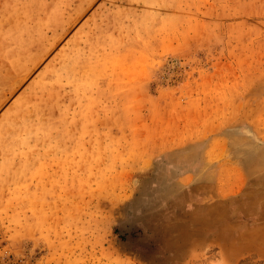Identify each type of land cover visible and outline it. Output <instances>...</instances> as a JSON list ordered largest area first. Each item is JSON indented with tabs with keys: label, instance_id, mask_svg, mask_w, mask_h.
Listing matches in <instances>:
<instances>
[{
	"label": "rangeland",
	"instance_id": "obj_1",
	"mask_svg": "<svg viewBox=\"0 0 264 264\" xmlns=\"http://www.w3.org/2000/svg\"><path fill=\"white\" fill-rule=\"evenodd\" d=\"M0 264H264V0H0Z\"/></svg>",
	"mask_w": 264,
	"mask_h": 264
}]
</instances>
